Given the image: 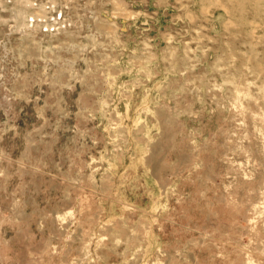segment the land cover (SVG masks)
<instances>
[{
	"label": "rangeland",
	"instance_id": "obj_1",
	"mask_svg": "<svg viewBox=\"0 0 264 264\" xmlns=\"http://www.w3.org/2000/svg\"><path fill=\"white\" fill-rule=\"evenodd\" d=\"M0 264H264V0H0Z\"/></svg>",
	"mask_w": 264,
	"mask_h": 264
}]
</instances>
